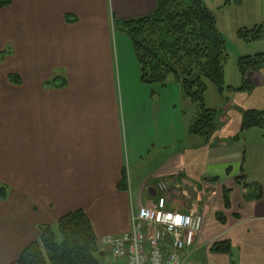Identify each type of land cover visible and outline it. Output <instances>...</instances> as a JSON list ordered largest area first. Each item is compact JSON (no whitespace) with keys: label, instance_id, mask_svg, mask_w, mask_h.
<instances>
[{"label":"crops","instance_id":"0c3cea01","mask_svg":"<svg viewBox=\"0 0 264 264\" xmlns=\"http://www.w3.org/2000/svg\"><path fill=\"white\" fill-rule=\"evenodd\" d=\"M156 3L13 0L0 8V264L38 241L41 225L76 209L87 213L97 238L127 231L132 214L155 203L164 176L207 193L198 203L205 217L192 254L197 264H264V150H257L264 133L254 127L242 141H228L247 109H264V65L255 91L239 93L243 109L235 98L224 102L214 139L187 134L191 119L141 104L148 94L140 71L114 39V20L145 16ZM56 75L66 85H44ZM123 168L126 190L118 188ZM242 173L256 185L239 184ZM216 240H229L231 251L211 250Z\"/></svg>","mask_w":264,"mask_h":264},{"label":"trees","instance_id":"16d2710c","mask_svg":"<svg viewBox=\"0 0 264 264\" xmlns=\"http://www.w3.org/2000/svg\"><path fill=\"white\" fill-rule=\"evenodd\" d=\"M13 0H0V8ZM156 8L149 14L130 20H114L113 27L124 31L131 39L140 64L141 81L148 84H165L173 75L186 97L196 104V116L187 134L201 138L204 143L214 139L219 124V110L204 103L207 88L205 78L210 80L220 94L225 91V65L228 60L226 39L218 27L217 17L204 0H156ZM243 0H224L222 7L240 5ZM66 20L74 22L76 17L67 14ZM236 36L239 42L250 43L264 39V24L240 27ZM0 54H3L0 53ZM239 70L243 85L234 90H249L251 84L245 77L249 70L264 65V53L240 57ZM9 80L19 84L21 77L9 73ZM67 81L55 76L44 82L51 87H63ZM230 89V87H228ZM226 102L227 97H224ZM261 128L264 133V109L251 108L243 113L238 134L229 142L242 141L244 133L251 128ZM244 186L256 185L248 182L244 174L237 179ZM260 186V185H259ZM118 188H128L125 168L121 173ZM3 194V188L0 189ZM231 189L223 188L224 205L230 207ZM222 220L223 215L219 214ZM41 237L26 246L18 259L10 264H99L98 238L91 221L83 209L62 215L56 225L40 226ZM211 250L221 253L231 251L229 240H216Z\"/></svg>","mask_w":264,"mask_h":264},{"label":"rangeland","instance_id":"374dc122","mask_svg":"<svg viewBox=\"0 0 264 264\" xmlns=\"http://www.w3.org/2000/svg\"><path fill=\"white\" fill-rule=\"evenodd\" d=\"M205 4L214 11L217 20L218 27L222 31L223 35L226 39V46L228 51V60L225 65V91L224 94H220L216 86L207 78H205L206 90L204 93V103L207 107L219 110V113L222 111V105L224 104V97L227 98H235L237 105L243 109L244 106V97L241 92H253L258 87L256 82L254 83L247 82L251 84V88L249 90H234L233 88H239L243 85L244 79L239 70L238 60L240 57L255 55L264 53V39L258 40L250 43L239 42L236 32L240 27H252L255 24H264V0H243L240 5H230L227 7H221L224 0H204ZM114 30V39L119 43L123 41L126 47L123 45V50L125 56L131 58V63L133 66L136 65L140 71V64L135 55L133 45L130 37L122 30L115 28ZM262 68V67H261ZM56 74H60L58 71ZM57 76V75H56ZM55 77V76H54ZM246 79V78H245ZM140 83L144 85L147 89L148 99L142 100L141 104L148 108H154L156 112H159V115H162V112H165V109L168 107V111H170V116H172V111L177 112V115L183 116L184 122L187 120H194L196 116V104L186 97L181 90L180 84L174 79L173 75H171L165 84H148L141 81ZM165 88L166 92H162L161 88ZM176 86L178 87L177 95H174L176 92ZM230 87V89L228 88ZM160 88V89H159ZM159 93H162V98L159 99L157 96ZM245 110V109H244ZM167 113L165 116L167 117ZM190 120V121H191ZM191 121V122H192ZM220 122V121H219ZM191 124V123H190ZM190 126V125H189ZM220 126V124H219ZM255 147H251L250 152L255 151ZM258 151H263L264 148L260 147L257 149ZM261 154H263L261 152ZM178 176L171 177H161L158 184L160 182H164L168 186V191L166 193L171 208L176 210H184L186 207L180 205L178 201L184 202L185 204L191 202L202 197L203 200L199 202V205H202L205 201V197L207 195L206 191H201L200 188L195 185L184 184V188H178L180 196L183 198H177L175 192H173V188L171 184ZM165 179V180H163ZM231 193V192H230ZM185 194V195H184ZM177 198V199H176ZM186 198L188 200H186ZM179 199V200H178ZM191 204V203H190ZM185 207V208H184Z\"/></svg>","mask_w":264,"mask_h":264},{"label":"built area","instance_id":"2783aa9c","mask_svg":"<svg viewBox=\"0 0 264 264\" xmlns=\"http://www.w3.org/2000/svg\"><path fill=\"white\" fill-rule=\"evenodd\" d=\"M183 185L175 179L171 187ZM158 188L155 203L141 205L127 231L98 239L99 264H197L192 254L204 223L198 206L202 197L192 200L188 210H176L169 206L168 186L160 182Z\"/></svg>","mask_w":264,"mask_h":264},{"label":"water","instance_id":"95a60500","mask_svg":"<svg viewBox=\"0 0 264 264\" xmlns=\"http://www.w3.org/2000/svg\"><path fill=\"white\" fill-rule=\"evenodd\" d=\"M254 71H256V69ZM254 71L249 70L247 72L246 80L248 82H251V80L256 81V72H254Z\"/></svg>","mask_w":264,"mask_h":264}]
</instances>
